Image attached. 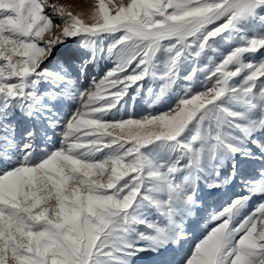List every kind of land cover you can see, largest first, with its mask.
<instances>
[{"label":"snow or ice","instance_id":"1","mask_svg":"<svg viewBox=\"0 0 264 264\" xmlns=\"http://www.w3.org/2000/svg\"><path fill=\"white\" fill-rule=\"evenodd\" d=\"M0 264H264V0H0Z\"/></svg>","mask_w":264,"mask_h":264},{"label":"rangeland","instance_id":"2","mask_svg":"<svg viewBox=\"0 0 264 264\" xmlns=\"http://www.w3.org/2000/svg\"><path fill=\"white\" fill-rule=\"evenodd\" d=\"M52 2H63V3H71L74 7L77 8L78 11H88L90 7L94 4V0H52ZM147 106L141 102L138 111L146 110ZM216 201L222 200V196H216L213 198ZM186 249L188 245L185 246Z\"/></svg>","mask_w":264,"mask_h":264}]
</instances>
